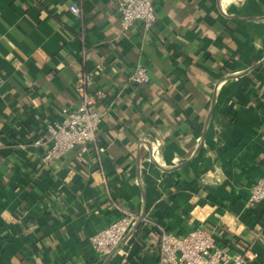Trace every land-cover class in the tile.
<instances>
[{
    "label": "crops",
    "instance_id": "1",
    "mask_svg": "<svg viewBox=\"0 0 264 264\" xmlns=\"http://www.w3.org/2000/svg\"><path fill=\"white\" fill-rule=\"evenodd\" d=\"M154 5L151 29L124 30L117 0H0V264H155L158 225L264 264V200L246 206L264 173V0ZM96 66L95 141L43 162L34 140ZM125 211L148 223L95 253Z\"/></svg>",
    "mask_w": 264,
    "mask_h": 264
},
{
    "label": "built area",
    "instance_id": "2",
    "mask_svg": "<svg viewBox=\"0 0 264 264\" xmlns=\"http://www.w3.org/2000/svg\"><path fill=\"white\" fill-rule=\"evenodd\" d=\"M70 10L80 14L76 5ZM120 26L127 30L141 24L144 30L151 29L156 22L154 0H117ZM100 66L84 72L81 78L80 102L73 108H62L57 119L50 120L44 132L34 140V144L45 146L42 161L47 163L58 159L67 152L78 148L83 151L90 142H94L104 111L96 106L101 91L92 90V77L98 73ZM136 84H146L149 74L145 66H136L129 76ZM103 147H98L103 151ZM264 200V173L257 178L250 189L246 206L255 207ZM140 216L125 211L114 221L98 229L89 237L91 249L106 256L112 253L121 241L130 237ZM142 224L147 219L141 217ZM155 227V226H154ZM158 256L155 264H243L246 254H230L218 245L215 235L209 230L196 227L185 233L167 232L162 226H156Z\"/></svg>",
    "mask_w": 264,
    "mask_h": 264
},
{
    "label": "water",
    "instance_id": "3",
    "mask_svg": "<svg viewBox=\"0 0 264 264\" xmlns=\"http://www.w3.org/2000/svg\"><path fill=\"white\" fill-rule=\"evenodd\" d=\"M141 217H142V215L140 216V218H141ZM140 218L137 220V222H136V224H135V226H134V230H135V228L137 227Z\"/></svg>",
    "mask_w": 264,
    "mask_h": 264
}]
</instances>
